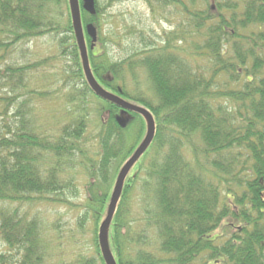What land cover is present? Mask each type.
I'll use <instances>...</instances> for the list:
<instances>
[{
	"label": "trees",
	"instance_id": "16d2710c",
	"mask_svg": "<svg viewBox=\"0 0 264 264\" xmlns=\"http://www.w3.org/2000/svg\"><path fill=\"white\" fill-rule=\"evenodd\" d=\"M93 1L90 11L82 0L79 7L82 25L91 23L97 32L94 43L85 34L96 82L144 106L155 121L108 228L116 264H264V0H143L153 13L172 5L191 31L181 25L163 30L149 47L118 59L95 49L106 39L101 13L124 0ZM46 34L62 35L61 51L73 62L62 86L73 93L52 120L39 119L21 92L0 94V264L51 263L45 226L21 208L40 201L79 208L77 226L91 224L94 254L72 264H105L98 227L114 178L146 123L91 90L68 0H0V60L15 45ZM203 57L205 68L193 65ZM45 62L5 63L0 87H26L21 78ZM138 75L147 88L137 84ZM89 96L99 102L93 138L86 135ZM79 184L84 199L73 203Z\"/></svg>",
	"mask_w": 264,
	"mask_h": 264
},
{
	"label": "rangeland",
	"instance_id": "374dc122",
	"mask_svg": "<svg viewBox=\"0 0 264 264\" xmlns=\"http://www.w3.org/2000/svg\"><path fill=\"white\" fill-rule=\"evenodd\" d=\"M101 34L106 38L104 45L96 47L95 51L107 53L112 59L124 58L136 50L149 47L153 38L162 31L172 30L181 25L191 31L188 21L180 11H175L172 5L161 8L159 12H151V9L143 0H124L114 2L107 6L99 17ZM62 35L46 34L21 42L12 48V52L0 60V68L5 63L17 65L30 64L45 59L44 65H38L28 69L23 76L26 87L15 83L10 86L0 87V94L12 95L13 92H21L23 97L28 98L37 107V111L43 120H51L63 114V101L73 90L67 86H62L64 79L70 75L73 68L72 57L61 51L59 39ZM103 48V49H102ZM188 49L193 50V45L188 44ZM199 62L200 66L206 67L205 57L194 61ZM128 82L132 83L131 79ZM137 84L145 89L148 82L145 76L138 75ZM136 86V84H134ZM18 89V90H16ZM27 89L34 90L33 94L28 93ZM45 95L40 98L37 93ZM72 92V93H71ZM90 104L88 108V127L86 135L91 138L97 133L98 119L96 107L99 102L88 97ZM16 103L10 105V111L15 110ZM81 187L80 195L71 198L73 203H81L84 199V191ZM135 209L140 204L135 203ZM23 210H27L37 216L45 226V232L50 243L52 253L50 264H72L79 255H92L94 248L91 243V224L88 223L83 229L76 224V217L79 208L69 204L40 201L35 204L22 205ZM136 210V211H139ZM220 229L215 230V234ZM5 249L0 240V251Z\"/></svg>",
	"mask_w": 264,
	"mask_h": 264
},
{
	"label": "water",
	"instance_id": "95a60500",
	"mask_svg": "<svg viewBox=\"0 0 264 264\" xmlns=\"http://www.w3.org/2000/svg\"><path fill=\"white\" fill-rule=\"evenodd\" d=\"M82 1L83 6L86 10L90 11L93 8V0ZM68 6L75 40L80 54L81 67L85 76V80L87 81L91 90L102 99L108 100L118 105L123 111H133L140 114L146 122V132L144 137L142 138L138 146L134 149L133 153L125 160L118 171L107 205L105 217L101 221L98 228L97 238L102 258L105 264H116V261L109 248L108 227L110 225L119 197L121 195L126 175L128 174L131 167L135 164V162L144 153L153 139L155 132V122L150 111L144 106L126 101L120 96L107 91L96 82L90 69L87 47L84 39V35L86 33L88 36H90L92 43H94L97 35L96 28L91 23L83 27L80 16L79 0H68ZM117 122L120 126L125 125L124 119L120 116L117 117Z\"/></svg>",
	"mask_w": 264,
	"mask_h": 264
}]
</instances>
